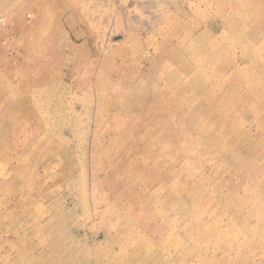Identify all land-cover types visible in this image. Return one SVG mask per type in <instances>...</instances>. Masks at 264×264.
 I'll list each match as a JSON object with an SVG mask.
<instances>
[{
  "label": "rangeland",
  "instance_id": "obj_1",
  "mask_svg": "<svg viewBox=\"0 0 264 264\" xmlns=\"http://www.w3.org/2000/svg\"><path fill=\"white\" fill-rule=\"evenodd\" d=\"M0 264H264V0H0Z\"/></svg>",
  "mask_w": 264,
  "mask_h": 264
},
{
  "label": "bare ground",
  "instance_id": "obj_2",
  "mask_svg": "<svg viewBox=\"0 0 264 264\" xmlns=\"http://www.w3.org/2000/svg\"><path fill=\"white\" fill-rule=\"evenodd\" d=\"M185 83H187V82H185ZM185 88H186V85H185ZM211 95L212 94L209 93L208 97L211 96ZM210 98L211 99H215L216 97L211 96ZM183 117H185V119H187V121H193L194 123H196V121H198L199 119H203L204 118L202 115H200V114L198 115V114L190 112V111L188 113H184Z\"/></svg>",
  "mask_w": 264,
  "mask_h": 264
}]
</instances>
